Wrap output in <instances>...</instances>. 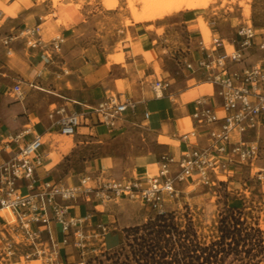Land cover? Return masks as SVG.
<instances>
[{"label": "crops", "instance_id": "1", "mask_svg": "<svg viewBox=\"0 0 264 264\" xmlns=\"http://www.w3.org/2000/svg\"><path fill=\"white\" fill-rule=\"evenodd\" d=\"M125 3L126 0H118L115 7L108 8L103 0H0V133L20 130L25 125L43 133L42 162L36 167L41 180L74 184L83 174H101L107 179L154 174L162 154L185 150L182 135L192 130L195 101L204 98L211 105L220 104L216 88L206 81V72L181 69L178 61L184 54L176 55L179 46L188 50L187 60L191 57L195 61L202 55L197 50L202 36L189 33V38L181 42L173 38L179 24H185L184 28L190 31L189 23L200 11L183 9L184 12L151 21H132L127 26L129 38L122 40L124 59L110 60V55L116 53L117 40L113 16ZM179 16L184 18L179 20ZM36 26L39 31L35 38L48 42L54 37L63 39L57 50L48 46L50 57L44 54L43 46L29 47L27 37L21 34ZM10 37L5 44L4 40ZM158 80L169 82L161 94L153 88ZM17 83L21 86L20 97L13 93ZM110 93L133 103L114 126L86 119L73 135H64L49 118L54 104L83 111L97 106ZM63 136L70 147L62 148ZM200 141L204 143L205 137H200ZM85 148L100 151L86 156L83 171L62 174V162ZM120 199L129 201L125 209H120L119 198L101 204L81 194L68 202L69 214L84 219L88 239L103 249L115 248L122 241L125 227L147 221L156 211L140 198ZM165 206L166 202L163 211ZM5 217L8 219V215ZM100 224L108 227L104 234H99ZM50 227L52 240L62 252L60 225L52 222ZM6 233L12 240L15 234L20 235L13 228ZM110 236L117 238L112 244L108 241ZM42 240L50 243L47 231L42 233ZM34 242V247L30 242L27 247L23 243L14 247L37 249L40 241ZM3 245L0 238V248Z\"/></svg>", "mask_w": 264, "mask_h": 264}, {"label": "built area", "instance_id": "2", "mask_svg": "<svg viewBox=\"0 0 264 264\" xmlns=\"http://www.w3.org/2000/svg\"><path fill=\"white\" fill-rule=\"evenodd\" d=\"M38 31L39 26H36L21 34L27 37L29 47L43 46L44 54L50 57V48L59 49L63 39L54 37L50 42L44 41L34 37ZM11 38H6L4 43L8 44ZM228 43L231 49L219 35H212L209 42L202 37L197 45L202 55L191 61L185 58L184 52L178 61L181 69L193 71L197 68L206 72V81L216 88L220 104L219 107L211 105L204 98L195 101L191 113L192 130L182 135L186 142L185 150L162 154L154 174L120 179L83 174L74 184L62 180H41L36 167L42 162L43 133L34 132L31 125L1 132L0 211L7 209L14 217L9 221L5 214L0 213V238L4 240L8 253L15 251L14 244L17 243L6 233L11 228L14 233L20 232L26 240H31L30 245H34L36 240L43 241L42 233L47 231L52 248L58 246L52 240V222L60 225L63 244L71 242L73 236L75 245L85 246L84 219L71 216L68 205L81 194L101 204L119 197H137L152 210L162 213L165 197L174 195L179 183L192 177L214 183L212 176L229 175L236 163L253 165L261 153L260 145L257 140H245L244 136L250 130L264 127V39H258L257 28L252 22L245 21ZM252 47L261 53L254 62L248 59ZM168 85L169 82L158 80L153 88L161 94ZM13 93L21 96L20 83L14 85ZM130 105L133 106L130 100L121 101L116 94L110 93L97 106L83 111L67 105H55L48 115L62 134L73 135L86 119L114 126ZM201 135L205 137L204 143L200 141ZM23 189H26L25 195L22 194ZM98 227L101 230L99 234L108 230L105 224ZM30 253L23 255L28 257Z\"/></svg>", "mask_w": 264, "mask_h": 264}, {"label": "rangeland", "instance_id": "3", "mask_svg": "<svg viewBox=\"0 0 264 264\" xmlns=\"http://www.w3.org/2000/svg\"><path fill=\"white\" fill-rule=\"evenodd\" d=\"M62 4H59L56 9ZM117 4L118 0H114V4H105V6L113 8ZM247 6L249 15L246 14ZM185 10L200 11V13L194 15L193 20L189 23L191 32L184 28L185 24L178 25L179 31H177V35L172 33L174 40L178 39L181 42V40L183 41L188 37L189 33H193L195 36L204 37L209 42L211 36L216 34L223 37L228 49H231L232 47L228 42L235 36L239 25H242L245 21L252 22L257 28L258 39H264V0H208L207 5L204 7ZM182 18L184 17H178L179 20ZM126 19H131V17L125 3L113 16L114 35L117 39L115 54L122 55L123 59L122 40L128 34L127 26L130 24L125 23ZM200 19L210 29L207 37L204 36V32L199 27ZM158 31L162 32L163 29ZM174 43H178V41H174ZM181 47L179 46L176 55L186 53L187 50H182ZM249 50V61H256L261 53L255 47ZM54 106L55 104L51 107ZM244 138L245 140H257L260 145L261 153L253 165L236 163L231 167L229 175L219 174L218 178L212 176L215 179L214 183H207L199 177H192L185 182L179 183L174 195L165 197L166 206L164 208L166 210L164 212H173L175 221L181 228H185L189 223H192L197 231L198 238L202 242L209 243L217 236L220 213L226 205H236L243 208L248 222L252 224L257 222L258 226L264 230V127L250 130L245 134ZM161 139L166 142V138L161 137ZM66 142V137L63 136L62 148L70 147L69 143ZM168 142L178 144V141L174 140H169ZM99 151L100 149L98 150L97 148L80 149L76 156L68 157L62 162V174L69 171H83L85 165L83 161L86 156L96 155ZM152 170L155 171L156 168H152ZM22 194H26V189L22 190ZM120 198V209H125L129 201ZM144 213H148V211ZM157 213L159 212L156 210L151 217H155ZM5 215L9 216V213L6 212ZM8 220H12L10 216ZM146 222L142 221L125 227L120 245L111 249H103L95 240L88 238L84 241L85 246H77L74 244L73 236L68 244L62 243V252H60L59 246L52 248L47 241H40L37 249H21L20 247V250L15 248L12 253H8L6 246L3 245L0 248V253L2 252L0 254V264H35L36 262L38 264H143L144 260H141L140 263L136 261L138 256L134 254V248L136 247L135 238L147 235L148 229L141 227L138 232H135L131 230V227L142 226ZM116 239L110 236L108 239L109 244H112ZM14 240L17 245L23 243L24 247H27L26 245L31 242V240L27 241L24 239L22 235L14 236ZM32 246L34 247L33 244ZM25 252L31 253L26 257L23 255ZM261 264H264V260Z\"/></svg>", "mask_w": 264, "mask_h": 264}, {"label": "trees", "instance_id": "4", "mask_svg": "<svg viewBox=\"0 0 264 264\" xmlns=\"http://www.w3.org/2000/svg\"><path fill=\"white\" fill-rule=\"evenodd\" d=\"M147 235L136 237L134 254L143 264H261L264 260V230L248 222L244 210L226 205L220 213L217 236L202 242L192 223L181 228L173 212L157 213L142 226L131 227Z\"/></svg>", "mask_w": 264, "mask_h": 264}, {"label": "bare ground", "instance_id": "5", "mask_svg": "<svg viewBox=\"0 0 264 264\" xmlns=\"http://www.w3.org/2000/svg\"><path fill=\"white\" fill-rule=\"evenodd\" d=\"M103 1L106 5L114 4V0ZM207 3L208 0H126V9L129 10L131 19H126L125 23L129 24L131 23V21H151L163 18L165 15L176 14L183 9H196L198 7H204L207 5ZM246 14L249 15L248 6ZM199 25V27L204 32V36L207 37L210 33V29L207 27V25L202 19L199 20ZM124 38H129V33ZM110 60L121 61L122 55H110ZM50 146H53L52 142ZM6 212L9 213L10 219L13 220L14 217L11 215V212H9V210L3 209L0 211V213L2 214H6ZM35 264H38V262H36Z\"/></svg>", "mask_w": 264, "mask_h": 264}]
</instances>
